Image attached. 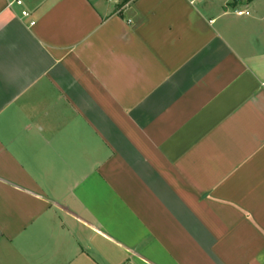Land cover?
Masks as SVG:
<instances>
[{"label": "crops", "instance_id": "obj_1", "mask_svg": "<svg viewBox=\"0 0 264 264\" xmlns=\"http://www.w3.org/2000/svg\"><path fill=\"white\" fill-rule=\"evenodd\" d=\"M14 1L0 264H264L263 1Z\"/></svg>", "mask_w": 264, "mask_h": 264}, {"label": "rangeland", "instance_id": "obj_2", "mask_svg": "<svg viewBox=\"0 0 264 264\" xmlns=\"http://www.w3.org/2000/svg\"><path fill=\"white\" fill-rule=\"evenodd\" d=\"M103 4L108 3L109 6L114 7V10H122L126 5H128L132 0H102ZM254 0H233V3H235L236 8H247L252 5ZM258 4L263 1V7L261 8V11L263 13V25H264V0H257ZM257 4V5H258ZM233 5V4H232ZM231 5V6H232Z\"/></svg>", "mask_w": 264, "mask_h": 264}, {"label": "built area", "instance_id": "obj_3", "mask_svg": "<svg viewBox=\"0 0 264 264\" xmlns=\"http://www.w3.org/2000/svg\"><path fill=\"white\" fill-rule=\"evenodd\" d=\"M14 3H17V4L21 5L22 1L21 0H15ZM22 15L25 16V17H28L30 15V13L27 10H24V11H22ZM32 24H34V22H32Z\"/></svg>", "mask_w": 264, "mask_h": 264}]
</instances>
